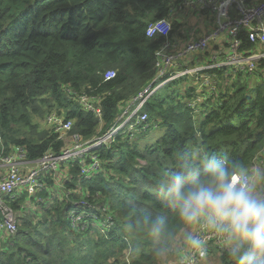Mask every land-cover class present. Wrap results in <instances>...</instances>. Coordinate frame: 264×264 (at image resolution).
I'll list each match as a JSON object with an SVG mask.
<instances>
[{
	"label": "trees",
	"instance_id": "trees-1",
	"mask_svg": "<svg viewBox=\"0 0 264 264\" xmlns=\"http://www.w3.org/2000/svg\"><path fill=\"white\" fill-rule=\"evenodd\" d=\"M180 2L0 0V156L18 145L31 158L59 152L64 141L41 123L51 113L73 120L72 133L83 140L99 134L102 122L104 130L110 127L120 105L157 75V52L166 38L148 37L149 24L169 18L176 31L180 23L173 12ZM239 37L242 50L256 47L247 31ZM109 70L116 75L105 80ZM226 81L218 99L204 103L198 114L184 97L178 99L177 85L166 96L149 99L148 128L157 123L162 136L143 149V136L103 148V169L90 180L81 179L79 165L64 168L59 177L72 191L50 202L52 192H38L44 198L41 217H25L2 245L0 264H176L186 226L163 196L169 174L200 167L209 154H225L230 165L264 162V59L255 72L239 71ZM86 91L100 96L102 118L79 103ZM65 173L71 181H64ZM48 184L56 186L52 179ZM78 184L90 195L76 197ZM81 199L90 205H78ZM92 206L98 217L103 207L112 212L108 238L96 227H91L95 233L76 228L68 218L70 211L90 212ZM160 218L166 229L156 241L150 222ZM209 257L233 264L224 245L210 244L203 264H210Z\"/></svg>",
	"mask_w": 264,
	"mask_h": 264
},
{
	"label": "built area",
	"instance_id": "built-area-1",
	"mask_svg": "<svg viewBox=\"0 0 264 264\" xmlns=\"http://www.w3.org/2000/svg\"><path fill=\"white\" fill-rule=\"evenodd\" d=\"M177 7L178 12L190 10L196 16L206 17L210 21L208 31L186 44H181L172 37L173 24L169 18L152 21L148 26L147 36L166 38L157 52V75L144 90L120 105L118 116L110 127L104 130L102 122L101 133L89 140H83L79 134L72 133L73 120L51 113L46 116V122L58 133V138L64 141L59 152L50 149L41 157L31 158L28 149L18 145L9 154L0 156V241L18 232L21 216L27 208L44 205L41 204L44 198L38 197L40 190H49L54 195L56 189L64 188L60 185L63 179L59 177L64 168L70 169L79 165L81 179L90 180L103 169L100 150L111 148L121 138L131 139L145 132L150 118L146 104L161 90L176 82L192 79L198 86L190 95L188 104L193 108L194 114H198L204 103L218 99V82L225 83L224 81L237 75L239 71L255 72L260 61L264 59V0L258 3L249 0H181ZM244 31H247L249 40L256 44L255 48L242 50L243 41L239 36ZM220 39L223 40L222 43ZM115 75V70H109L105 74V80H110ZM99 98L100 96L86 91L79 95V103L86 111L94 112L102 118L103 110L98 105ZM65 174L67 180L64 181H71V175ZM50 179L55 180L56 186H49ZM64 189L66 191L63 195L67 196L70 191L66 187ZM75 191L76 197L80 194L84 197L90 195L81 184H78ZM20 199L24 200L21 202ZM77 202L78 205L90 203L84 199ZM91 208L96 212L95 206ZM107 208L103 207L104 214L101 217L96 213L98 221L102 222L100 226L95 221L99 225L96 228L101 233L103 230L110 233L114 223L112 212ZM82 217V212L78 210H72L68 214L76 228L87 218ZM205 235L209 245L214 243L223 246L214 235ZM207 255L201 258L184 246L177 264H203Z\"/></svg>",
	"mask_w": 264,
	"mask_h": 264
},
{
	"label": "clouds",
	"instance_id": "clouds-1",
	"mask_svg": "<svg viewBox=\"0 0 264 264\" xmlns=\"http://www.w3.org/2000/svg\"><path fill=\"white\" fill-rule=\"evenodd\" d=\"M163 196L186 226L183 241L191 253L207 255L208 233L233 264H264V167L230 165L225 154H209L200 167L170 173ZM150 223L159 241L166 221ZM156 253L164 254L160 248Z\"/></svg>",
	"mask_w": 264,
	"mask_h": 264
},
{
	"label": "rangeland",
	"instance_id": "rangeland-1",
	"mask_svg": "<svg viewBox=\"0 0 264 264\" xmlns=\"http://www.w3.org/2000/svg\"><path fill=\"white\" fill-rule=\"evenodd\" d=\"M179 6V5H178ZM176 9L178 10V7H176ZM190 10H185V12H189ZM180 18V16H176V20H177V22L178 21H180L181 22V25H183L184 23L179 19ZM196 20H197V18L195 17V18H193V20H191V17H189L187 20H186V22H185V24L186 25H188V24H190L191 25V23H196ZM170 21L172 22V19H170ZM179 23V22H178ZM172 24H173V22H172ZM193 24V25H194ZM179 28H180V26L179 27H177L176 29V31H175V29H174V26H173V33H176L178 30H179ZM202 27H201V25H199V26H194L193 27V29H194V31H195V33H197V32H199V30L201 29ZM175 31V32H174ZM178 86L179 88H178V90H180V92H178L179 94H178V99L179 100H181V99H183V97L185 98V101L186 102H189V100H190V95H192L193 93H194V91L196 90V86H198L192 79H188V80H185V81H181V82H178V84H172V85H170L169 87H167V88H165V89H163V90H161L160 92H158L156 95H155V97H160V98H162V97H164V96H166L169 92H171V90L173 89V87L174 86ZM222 87H223V82H220V85H219V89L222 91ZM208 89V88H207ZM41 123H42V126L43 127H45V128H50V126L47 124V122H46V119H43L42 121H41ZM150 125H151V123H150V121H149V127H150ZM162 134H163V129L160 127V126H158L157 125V123L155 124V123H153V125H152V127L149 129L148 128V130H147V132H145V133H139L137 136H135V137H133V138H131V140L133 139H136L137 137L138 138H140V137H142L143 136V138L142 139H140V142H139V144H140V147L143 149V148H145L148 144H152V143H154V142H156L161 136H162ZM264 166V163L261 161L260 162V164H258L257 165V167H263ZM60 185H62L63 187H64V183H61ZM72 191V189H70V192ZM59 193H60V195H63L62 194V191H58ZM57 195V194H56ZM23 196V195H22ZM21 196V197H22ZM59 195H57V197H58ZM50 202V201H49ZM33 203H35V202H33ZM41 211H43V206H41V205H35V206H33V207H31V208H27L26 210H25V212L22 214V216H21V223L25 220V217L27 216V215H32V216H34L35 217V219L36 220H38L41 216L40 215H38L37 213H40ZM19 212V214H21V211H18ZM82 218H84V217H91V218H93V219H95V221H98V219H97V215H96V212H95V210H91L90 212H87V211H85V212H82ZM73 218V217H72ZM81 218V219H82ZM98 223H99V225L101 226L102 225V222H99L98 221ZM98 224H96L95 222H89V221H84L83 223H81L79 226H77V227H79V228H81V229H87V230H91L92 232H94L95 233V229H92L91 227H98L99 226ZM19 231V230H18ZM103 232H106V233H103ZM103 232H102V234H103V236L104 237H106V238H108L107 237V235H108V231H105V230H103ZM18 233V232H17ZM16 233V234H17ZM15 234V235H16ZM12 236H14V235H11V236H9V237H7V238H5V239H3V240H1L0 241V249H1V247H2V245L4 244V243H6V241L8 240V239H10V237H12ZM184 242V241H183ZM184 244V243H183ZM185 246V245H184ZM186 248V247H185ZM181 254V253H180ZM178 258H179V256H178ZM214 259H215V257H213V258H211V257H209L207 260H209V261H211L210 262V264H216L217 262L216 261H214ZM127 260L129 261L130 260V254H129V256L127 257ZM178 261V260H177ZM177 261H176V264H177ZM205 263V262H204Z\"/></svg>",
	"mask_w": 264,
	"mask_h": 264
},
{
	"label": "crops",
	"instance_id": "crops-1",
	"mask_svg": "<svg viewBox=\"0 0 264 264\" xmlns=\"http://www.w3.org/2000/svg\"><path fill=\"white\" fill-rule=\"evenodd\" d=\"M249 1H251L253 3H258V2H260L262 0H249ZM173 13H174L173 16H177V15L180 16L179 19L184 23L183 25H181V22L178 21L180 23V28H179V30L176 33H173V35H172V37L174 39H176L177 41H179L181 44H186L187 42L193 40L195 37H200V36L204 35L208 31V28L210 26V21H208L206 17L203 18V17L196 16V14L194 12H192V11H189V12H185V11L178 12L177 9ZM189 17H191V20H193V18L196 17L197 18L196 23L195 24L191 23V25L190 24L186 25L185 22H186V20ZM196 25L197 26L201 25V27H202L199 30V32H197V33H195V31L193 29V27L196 26ZM220 42L222 43L223 40L220 39ZM227 44L229 45V43H227ZM196 88H197V86H196ZM58 191H62V194L65 193V190H63V189H56L55 190V194L54 195L52 194L51 198L48 199V200L49 201H53V200H55V198H59L60 199L61 195H60V193ZM56 194L59 195V196L57 197Z\"/></svg>",
	"mask_w": 264,
	"mask_h": 264
}]
</instances>
